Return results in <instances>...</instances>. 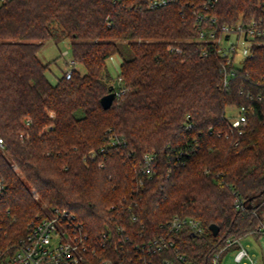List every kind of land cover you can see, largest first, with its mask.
Wrapping results in <instances>:
<instances>
[{
  "label": "trees",
  "instance_id": "obj_1",
  "mask_svg": "<svg viewBox=\"0 0 264 264\" xmlns=\"http://www.w3.org/2000/svg\"><path fill=\"white\" fill-rule=\"evenodd\" d=\"M153 1L14 0L0 8V178L7 185L0 223L12 239L38 215L67 210L85 226L93 263L142 256L211 264L229 239L264 226V99H257L264 96V38L225 87V58L200 38L195 15L249 22L263 15L264 0H218L209 12L203 0L151 9ZM58 38L71 40L75 68L54 85L39 52ZM116 54L117 88L107 67ZM111 87L119 95L105 110L101 99ZM240 107L248 110L241 132L226 116ZM111 137L120 144L110 146ZM147 154L156 155L153 178L143 172ZM174 217L203 228L174 234L185 261L173 251L135 249L165 237L162 224Z\"/></svg>",
  "mask_w": 264,
  "mask_h": 264
},
{
  "label": "built area",
  "instance_id": "obj_2",
  "mask_svg": "<svg viewBox=\"0 0 264 264\" xmlns=\"http://www.w3.org/2000/svg\"><path fill=\"white\" fill-rule=\"evenodd\" d=\"M14 0H0V8ZM177 0H154L150 7L158 9L175 3ZM218 0H203L202 7L204 12L214 9ZM196 22L201 29L200 38L207 43L213 44L217 53L225 58V64L220 69L225 87H229L232 80L237 77V68L241 69L243 60L252 56V49L257 41L264 38V3L263 15L259 18H253L249 22L240 21L234 25L219 24L216 17L209 18L201 10L195 12ZM207 24L208 26L204 25ZM234 37V40H232ZM173 50V48H171ZM179 52V50H177ZM207 49L203 52L204 56H208ZM241 58H238V55ZM70 68L65 71L67 79L72 77L75 63L70 62ZM117 92V96L119 92ZM249 99H253L252 94L247 95ZM258 101H262L264 96L257 95ZM237 114L231 117V127L239 129L248 123V110L246 107L236 108ZM120 144L118 138L111 137L110 146ZM4 141L0 138V147H3ZM105 149L102 148L101 152ZM90 157L95 159L98 153L92 150ZM156 162L155 154H147L144 156L143 172L148 178L155 176L154 165ZM102 166V165H101ZM6 182L0 178V200L6 194ZM236 206L240 210H244L245 204L238 201ZM135 220V217H133ZM168 230L165 237H158L142 245L136 244L134 247L138 251L147 252L148 255H158L164 251H173L176 261H185V256L180 253L177 246V240L173 238L174 234L184 227H189L195 233H202L203 228L199 221L193 219H181L174 217L166 224H162ZM124 232V231H123ZM256 234H264V226H262ZM242 239V238H241ZM241 239H229L226 247L239 245L234 260L236 263L242 264H259L249 253L246 247L240 244ZM104 246V244H103ZM225 247L221 248L213 257L211 264H221V254ZM96 250L91 246L89 238L85 233V226L79 222L76 215L67 210L55 209L47 215H38L28 225V231L25 235L18 239H12L7 230L0 223V264H160L152 260H146L142 256L139 260L131 259L130 262L116 263L112 259H103L97 263L90 260V256L94 257ZM165 264H175L171 258L163 259Z\"/></svg>",
  "mask_w": 264,
  "mask_h": 264
},
{
  "label": "rangeland",
  "instance_id": "obj_3",
  "mask_svg": "<svg viewBox=\"0 0 264 264\" xmlns=\"http://www.w3.org/2000/svg\"><path fill=\"white\" fill-rule=\"evenodd\" d=\"M232 40H234V37H232ZM121 51L124 54L130 55L131 53L127 50V46L125 43H120ZM39 58L44 64H50V67L47 71V77L50 80L52 84H56L59 79L63 77L65 74V71L67 68H70V62H72V54H71V40L68 38H58L56 40H51L45 42L44 47L39 52ZM238 58H241V55H238ZM122 59L119 54L114 55L112 60L108 62V65L110 66V63H115V66L119 64V60ZM78 69L83 70V68L80 66H76ZM112 67V85H114L116 88L119 85L118 81V73L116 69L119 71V65L116 67V69L111 65ZM237 114L236 109H228L227 111V119L230 120L231 117ZM12 167L14 171L21 176V172L18 169V167L15 164H12ZM31 193L33 194V197L37 200H39L38 194L32 189ZM42 209L44 212H48V208L45 205H42ZM251 236V237H250ZM257 236L262 237L261 240L257 241L252 237L256 238V235H248L243 238V244L247 245L252 253H254L253 258L259 263L264 264V234L260 235L257 234ZM247 248V247H246ZM239 249V245L229 246L225 247L223 253L221 254V264H242V263H236L234 260V256L236 251Z\"/></svg>",
  "mask_w": 264,
  "mask_h": 264
},
{
  "label": "water",
  "instance_id": "obj_4",
  "mask_svg": "<svg viewBox=\"0 0 264 264\" xmlns=\"http://www.w3.org/2000/svg\"><path fill=\"white\" fill-rule=\"evenodd\" d=\"M116 96H117V92L115 91V88L111 87L110 93L105 95L101 99V104L105 110H108L112 107ZM210 230L213 232L215 236L218 235L219 233V227L217 225L212 224L210 226Z\"/></svg>",
  "mask_w": 264,
  "mask_h": 264
},
{
  "label": "crops",
  "instance_id": "obj_5",
  "mask_svg": "<svg viewBox=\"0 0 264 264\" xmlns=\"http://www.w3.org/2000/svg\"><path fill=\"white\" fill-rule=\"evenodd\" d=\"M113 57H114V56L110 57V58L107 60V67H108V70H109V72H110V74H111L112 77H113V74H112V67H111V65H112L115 69H116V67L119 65V71L116 69V71H117V73H118V76H119L120 73H121V65H122V59H120V60H119V64H118L117 66H115V63H110L111 65L109 66V65H108V62H110V60H112ZM254 235H255V234H254ZM250 237H251V236H250ZM252 238H254L255 240L259 241V240H261L262 237H259V236L256 235V238H255V237H252ZM240 244H241L243 247H247L249 253H250L252 256H254V253H252V251L250 250V248H249L247 245L243 244V238L240 240ZM254 257H255V256H254Z\"/></svg>",
  "mask_w": 264,
  "mask_h": 264
}]
</instances>
